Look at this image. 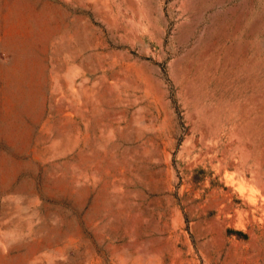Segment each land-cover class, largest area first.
I'll return each instance as SVG.
<instances>
[{
	"label": "rangeland",
	"instance_id": "374dc122",
	"mask_svg": "<svg viewBox=\"0 0 264 264\" xmlns=\"http://www.w3.org/2000/svg\"><path fill=\"white\" fill-rule=\"evenodd\" d=\"M0 264H264V0H0Z\"/></svg>",
	"mask_w": 264,
	"mask_h": 264
}]
</instances>
